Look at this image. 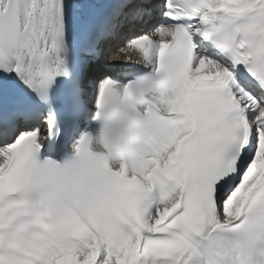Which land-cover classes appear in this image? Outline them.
<instances>
[{
    "label": "snow or ice",
    "instance_id": "snow-or-ice-1",
    "mask_svg": "<svg viewBox=\"0 0 264 264\" xmlns=\"http://www.w3.org/2000/svg\"><path fill=\"white\" fill-rule=\"evenodd\" d=\"M0 264H264V0H0Z\"/></svg>",
    "mask_w": 264,
    "mask_h": 264
},
{
    "label": "bare ground",
    "instance_id": "bare-ground-1",
    "mask_svg": "<svg viewBox=\"0 0 264 264\" xmlns=\"http://www.w3.org/2000/svg\"><path fill=\"white\" fill-rule=\"evenodd\" d=\"M135 59H139L138 57H135Z\"/></svg>",
    "mask_w": 264,
    "mask_h": 264
}]
</instances>
